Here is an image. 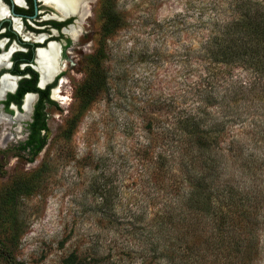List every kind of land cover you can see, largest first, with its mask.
<instances>
[{"label":"rangeland","instance_id":"obj_1","mask_svg":"<svg viewBox=\"0 0 264 264\" xmlns=\"http://www.w3.org/2000/svg\"><path fill=\"white\" fill-rule=\"evenodd\" d=\"M250 1L90 4L59 86L65 103L53 99L45 106L42 147H22L30 116L13 119L16 111L0 103V118L9 120L0 124V198L11 184L32 179L42 167L32 194L16 201L18 218L11 233L17 239L11 254L0 249V264H64L69 255L75 257L73 264H264V102L253 98L257 87L232 102L240 116L226 121L219 137L230 162L219 182L230 175L232 183H242L259 201L257 237L246 262L219 256L192 237L181 242L182 226L177 231L155 220L159 206L153 204L168 193L159 189L155 197L149 190L160 179L167 184L171 174L164 168L149 175V120L156 127L174 126L182 111L197 102L185 93L188 85L203 76H213L215 93L227 86L214 76L253 80L246 65L210 64L207 70L198 52L210 32L234 18L241 2ZM102 4L118 17V27L108 36L101 31ZM98 49L103 53L101 85L86 103L79 90L90 77V57ZM229 141L237 152L228 151ZM154 142L160 143L154 145L155 154L166 146L160 138ZM4 227L0 233L11 239ZM170 243L175 245L167 247Z\"/></svg>","mask_w":264,"mask_h":264},{"label":"trees","instance_id":"obj_2","mask_svg":"<svg viewBox=\"0 0 264 264\" xmlns=\"http://www.w3.org/2000/svg\"><path fill=\"white\" fill-rule=\"evenodd\" d=\"M102 7L104 21L101 31L103 36H108L118 27V17L111 8L104 4ZM198 52L199 58L207 62V70L210 64L246 65L253 75V80L243 82L214 76L213 80H222L227 86L226 91L218 90V93H215V87L212 86L215 84L217 87L218 84H211L210 78L213 76H203L201 82L194 81L188 85L189 89L187 88L185 93H190L197 102L195 106L182 111L181 118L174 126L156 127L152 120H149V175H155L156 171H163L164 168L171 171L167 184H163L160 179L161 186L155 183L149 185V190L155 197L159 194V189L165 192V196L168 193V198L153 204L159 206L155 215L160 216L155 220L160 221V224L170 223L169 226L177 231H181L179 226H182L181 242L185 239L187 242V238L192 237L191 240H198L207 250L211 248L210 250L216 251L219 256L230 257L235 263H242L247 261L257 237L259 201L250 195L242 183H232L230 175L219 182L220 174L229 169L230 163L225 159V150L219 145V137L224 131L225 122L234 121L240 116L237 106L232 105L240 94L248 95L257 87L253 98L264 102V2H241L237 15L210 32ZM102 57L100 49L90 57L93 63L90 77L82 83L79 90L86 103L101 85L98 68ZM23 91L8 95V100L13 99L19 103ZM40 93L34 120L29 125L30 132L23 148L38 149L43 144L41 129H44L45 121L41 102L44 92ZM215 103H219V108H208ZM220 114L226 119H220ZM70 128L72 129V126ZM158 138L162 139L166 146L164 144L163 148L159 147L161 152L157 151L155 154V146L159 142L155 145L154 141ZM234 145L233 141H229L228 151L237 152L238 146ZM41 172L42 167H39L32 179L17 180L1 196L0 229L6 225L4 229L9 232V236L12 235L11 230L18 218L16 201L32 194L34 183ZM157 229L159 230L160 226ZM2 235L0 233V249L9 255L11 243L17 237L12 235L11 239L8 236L6 239ZM174 245L170 243L167 247L172 248ZM74 259L73 255H69L64 259V264H73Z\"/></svg>","mask_w":264,"mask_h":264},{"label":"flooded vegetation","instance_id":"obj_3","mask_svg":"<svg viewBox=\"0 0 264 264\" xmlns=\"http://www.w3.org/2000/svg\"><path fill=\"white\" fill-rule=\"evenodd\" d=\"M90 4L87 3L88 11ZM88 15L89 12L81 19L77 13L62 14L46 0H0V82L3 77L12 82L0 103L4 108L16 111L14 119L19 110L24 112L25 100L31 96L26 139L40 100V91L44 92L41 102L44 121L45 106L56 99L53 91L59 89L61 92L59 86L61 80L66 79L65 68L66 63L68 66L70 50L83 34L82 25ZM51 45L55 48L54 62L58 70L49 79L42 80L38 54ZM21 90L24 91L19 103L13 99L8 100V95H16Z\"/></svg>","mask_w":264,"mask_h":264},{"label":"bare ground","instance_id":"obj_4","mask_svg":"<svg viewBox=\"0 0 264 264\" xmlns=\"http://www.w3.org/2000/svg\"><path fill=\"white\" fill-rule=\"evenodd\" d=\"M94 0H46L47 3L53 4L62 14H79L80 18H84L88 12L87 3H92ZM81 24V23H80ZM80 27V26H79ZM76 34V30H74ZM55 56V48L51 45L46 51L39 52L38 54V66L41 72L42 80L49 79L52 74H54L58 68L54 62ZM1 63V60H0ZM65 80H61V84L64 83ZM12 85V82L9 78L3 77L0 82V99L3 97V94L6 90H8ZM53 96L56 99H60L62 103H65L64 96L60 95L59 89H55L53 91ZM30 101L31 96L29 95L24 103V112H17L16 119L21 120L23 118H27V114L30 109ZM8 119H1L0 124H7ZM6 126V125H5ZM7 127V126H6Z\"/></svg>","mask_w":264,"mask_h":264}]
</instances>
